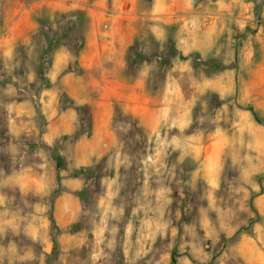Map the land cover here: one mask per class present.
I'll list each match as a JSON object with an SVG mask.
<instances>
[{"label":"rangeland","instance_id":"obj_1","mask_svg":"<svg viewBox=\"0 0 264 264\" xmlns=\"http://www.w3.org/2000/svg\"><path fill=\"white\" fill-rule=\"evenodd\" d=\"M172 261L264 264V0H0V264Z\"/></svg>","mask_w":264,"mask_h":264},{"label":"trees","instance_id":"obj_2","mask_svg":"<svg viewBox=\"0 0 264 264\" xmlns=\"http://www.w3.org/2000/svg\"><path fill=\"white\" fill-rule=\"evenodd\" d=\"M62 18H64V20H62L60 29L53 28V27H50L49 29H47V26H46L47 23L43 22L44 26L40 25L36 33L32 37L36 39V37L38 36V38L41 40V41L39 40L41 43L39 45L40 50L38 54L40 56L39 58L36 56L35 60L37 61V66L40 69V74L42 75V78H41L42 82L46 81V77H44V75L42 74L43 67L45 68V65L49 64V58H47V54L45 58L46 61L44 62L42 61L44 60L43 53H47L50 47L54 43H57L59 41L60 42L64 41L68 46L71 45L73 49H76L78 48L79 44L84 38V34H85L84 30H85L86 25L84 23L83 13H81L80 11H72L68 15L67 14L64 15ZM42 42L44 43L43 46H42ZM214 65L216 67H220L218 63H214ZM42 85H44V83H42ZM251 111L255 115L252 109ZM54 161L56 164V168L59 170L62 166L61 157L59 155H55ZM50 221H51V224L55 226V221H54L52 214H50ZM173 263L174 262L172 261V264Z\"/></svg>","mask_w":264,"mask_h":264}]
</instances>
